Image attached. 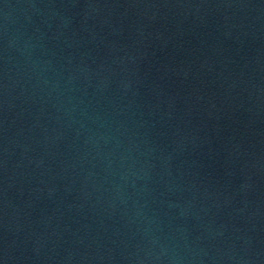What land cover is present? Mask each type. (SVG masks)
Instances as JSON below:
<instances>
[{"label":"water","instance_id":"1","mask_svg":"<svg viewBox=\"0 0 264 264\" xmlns=\"http://www.w3.org/2000/svg\"><path fill=\"white\" fill-rule=\"evenodd\" d=\"M0 264H264V0H0Z\"/></svg>","mask_w":264,"mask_h":264}]
</instances>
